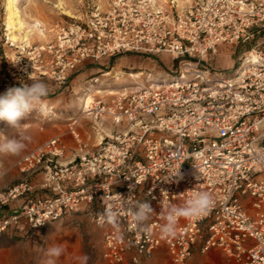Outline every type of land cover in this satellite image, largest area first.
<instances>
[{"label": "built area", "instance_id": "1", "mask_svg": "<svg viewBox=\"0 0 264 264\" xmlns=\"http://www.w3.org/2000/svg\"><path fill=\"white\" fill-rule=\"evenodd\" d=\"M219 46L240 48L232 68L212 66ZM30 52L37 74L60 83L85 60L125 52L168 54L176 67L84 101L94 144L73 122L69 156L62 134L22 153V177L0 190V208L23 202L0 215V235L40 230L86 206L104 227L101 256L110 264H137L160 246L174 264L195 246L217 248L234 264H264V0H109L62 27L56 44ZM193 191L212 195L210 211L181 218L175 236L162 238L161 204L182 205ZM117 195L129 204L119 208ZM138 201L154 210L143 225L131 219ZM108 204L118 208L115 226L102 220Z\"/></svg>", "mask_w": 264, "mask_h": 264}, {"label": "rangeland", "instance_id": "2", "mask_svg": "<svg viewBox=\"0 0 264 264\" xmlns=\"http://www.w3.org/2000/svg\"><path fill=\"white\" fill-rule=\"evenodd\" d=\"M176 1L179 5L190 2ZM5 3L6 0H0V94L10 87L31 84L34 80L48 86V95L43 98V105L49 112L47 117L33 111L22 121L18 133L6 121L0 120V143L18 134L27 137L21 154L55 134L68 132V126L73 122L82 139L90 137L87 143L94 144L98 140L97 130L92 119L82 112L86 97L97 99L120 86L145 84L146 78L159 79L176 67L168 54L125 52L85 60L69 73L65 82L60 83L55 78L37 74L30 51L36 45L56 44L62 27L84 18L94 9L105 10L109 0H17L22 24L16 23L17 28L13 30L6 28ZM22 45L25 48L21 52ZM239 49L219 46L218 52L211 56L214 69L232 68ZM47 56L45 54V58ZM102 127L109 132L112 126L108 121ZM20 155L0 153V190L20 180L17 174L21 173L15 165ZM102 232L92 220L72 218L67 214L40 230H30L23 235L5 233L0 235V264H45V250L51 245L63 248V254L55 264H82L84 256L88 257L87 264H99V259H103Z\"/></svg>", "mask_w": 264, "mask_h": 264}, {"label": "clouds", "instance_id": "3", "mask_svg": "<svg viewBox=\"0 0 264 264\" xmlns=\"http://www.w3.org/2000/svg\"><path fill=\"white\" fill-rule=\"evenodd\" d=\"M48 95V86L43 81L34 80L31 84L23 83L19 87H10L3 94H0V120H4L17 133L22 121L33 111H39L47 117L49 112L43 105V98ZM27 137H20L19 134L13 138H5L0 143V153L18 156L25 149L23 142ZM179 176V171L175 174ZM198 178V177H197ZM134 187V186H133ZM119 208L129 204L128 199L120 195ZM213 197L208 192L193 191L191 197L179 206L161 204L159 215L165 223L161 226L162 238L175 236L176 226L181 218L189 219L202 217L208 214L213 206ZM154 214V210L148 202H136L131 205V219L136 225H143ZM102 220L110 225H117L118 208L115 204L105 206L102 213ZM63 254V248L59 245H51L45 250V264H55V260ZM88 257H82V264H87Z\"/></svg>", "mask_w": 264, "mask_h": 264}, {"label": "crops", "instance_id": "4", "mask_svg": "<svg viewBox=\"0 0 264 264\" xmlns=\"http://www.w3.org/2000/svg\"><path fill=\"white\" fill-rule=\"evenodd\" d=\"M108 130L111 131L112 127H110ZM58 134L63 135V138H64V140L68 146V151H67L66 155L69 156L71 149L74 148V140L68 132L64 131V132H60ZM89 139H90V137L87 138V140L84 139V141L88 142ZM37 145L29 147L28 150L37 146ZM17 175H18L17 177H19V179H21V177H22L21 174H17ZM32 183L37 185V187H38L39 183H40V177L34 176L32 178ZM11 184L5 186L4 188L10 186ZM44 192L45 191H43V190H38V193L42 194ZM242 201L245 204V206L247 207L248 211H251L252 209H251L250 204H249L250 198L247 196L242 197ZM22 202H23V198H19L17 200L10 202L8 205L0 208V215L3 213L12 212L13 210L20 207ZM69 214L72 218L75 217V218H79V219L92 220L90 212L88 211V208L86 206H83L80 210H78L76 212L69 213ZM98 228H100L101 230H104V227H102V226H98ZM99 260H100L99 264H110L107 261H105L104 259H99ZM116 264H133V263H131L129 260H126L124 262L116 263ZM137 264H174V263L171 261L170 256H169L166 248L164 246H160V247H157L150 256L143 257L140 260V262ZM183 264H234V261L230 258H227L226 255L221 250H219L217 248H212L206 252H201L199 250V248L197 246H195L193 248L192 254Z\"/></svg>", "mask_w": 264, "mask_h": 264}, {"label": "bare ground", "instance_id": "5", "mask_svg": "<svg viewBox=\"0 0 264 264\" xmlns=\"http://www.w3.org/2000/svg\"><path fill=\"white\" fill-rule=\"evenodd\" d=\"M16 1L17 0H6V3H5V7L7 10L6 28L8 30L16 29L17 28L16 23L22 24V21L19 19V13H18V8H17L18 6H16ZM89 98L90 97H86L84 101L88 103L90 101Z\"/></svg>", "mask_w": 264, "mask_h": 264}]
</instances>
